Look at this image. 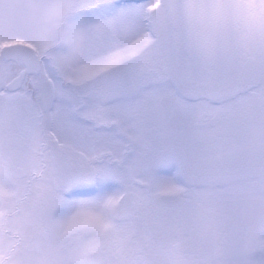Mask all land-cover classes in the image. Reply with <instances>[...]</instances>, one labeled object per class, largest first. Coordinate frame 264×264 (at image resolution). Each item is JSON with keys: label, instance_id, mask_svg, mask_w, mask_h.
Listing matches in <instances>:
<instances>
[{"label": "snow or ice", "instance_id": "obj_1", "mask_svg": "<svg viewBox=\"0 0 264 264\" xmlns=\"http://www.w3.org/2000/svg\"><path fill=\"white\" fill-rule=\"evenodd\" d=\"M0 264H264V0H0Z\"/></svg>", "mask_w": 264, "mask_h": 264}]
</instances>
